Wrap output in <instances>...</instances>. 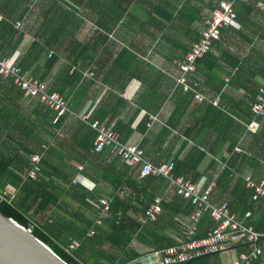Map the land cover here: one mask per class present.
Segmentation results:
<instances>
[{"label":"crops","instance_id":"obj_1","mask_svg":"<svg viewBox=\"0 0 264 264\" xmlns=\"http://www.w3.org/2000/svg\"><path fill=\"white\" fill-rule=\"evenodd\" d=\"M219 2L231 1L0 0V55L15 58L25 70L44 81L48 92L64 98L73 114L54 120L52 111L26 98L12 83L0 82V149L14 159L8 166L5 195L14 196L15 187L28 179L31 155L41 153L42 169L52 172L48 179L59 185L60 190L58 205L40 217H50L56 228L69 233V240H75L71 237L76 232L75 227L87 226V221L96 216L94 208L101 205L90 199L91 192L101 199H112L114 185L106 171L110 164L119 167L122 162L109 149L104 151L109 155L105 158L92 150L85 153L87 131L79 130L82 124L88 125L83 117L89 122L100 121L118 132L123 143L138 144L153 163L181 160L193 146L197 147L204 155L192 162L187 175L201 186L215 179L211 194L215 204L228 200L225 195L231 193L238 175L264 180V137L252 136L264 128V118H257V128L249 131L248 124L233 116V112L250 115L249 106L255 96L248 90L253 88L256 92L264 86V45L262 49L254 46L248 51L249 48L245 49L248 44L238 37H233V42L230 38L225 44L227 54L238 57L243 64L241 76H237L247 83V89L237 84L228 85L235 71L229 76L225 66L224 74L211 72L204 76L201 73L202 86L194 85L192 72L187 83L181 82L180 64L191 46L201 39ZM243 24L244 33L252 37L256 26L264 24V17L254 12ZM10 33L11 38H8ZM8 39H12L10 44H7ZM34 44L38 46L32 49ZM196 76L200 77L198 73ZM221 84L220 92L216 93ZM222 93L226 95L224 99H221ZM196 94L204 98L202 103L196 100ZM215 100L218 104L213 106L220 107L221 113L232 122L226 119L224 125L213 111L206 112ZM234 137L238 138L241 149L235 147L240 152H234L248 156L242 172L235 173L230 183L218 186L216 178L226 167L231 155L228 148ZM15 155H19L18 159ZM61 162L78 169L71 183H61L52 168ZM259 163L262 167L257 171ZM132 183L133 179L127 176L123 188L117 192L120 198L128 197ZM72 186L80 188L71 192ZM158 195L165 201H172L176 196L169 186ZM85 197L94 206L92 210L85 205ZM261 203L264 204L253 203V211L248 210L251 216L247 219L240 216L239 211L231 210L250 225L251 219L264 215L257 209ZM104 210L101 216L106 217L107 210ZM135 214L133 210L127 213L134 217ZM179 215V222L170 219L172 221L165 226L168 229L165 231L179 233L175 236L177 240L191 226V213L180 212ZM101 216L98 218L104 223L101 228L110 231ZM98 219L89 232L92 229L97 232ZM213 225L209 218L202 219L197 232L205 235ZM128 248L142 257L150 254L151 238L135 234ZM104 249L122 254L108 245ZM244 250L236 247L212 255L209 264H233Z\"/></svg>","mask_w":264,"mask_h":264},{"label":"trees","instance_id":"obj_2","mask_svg":"<svg viewBox=\"0 0 264 264\" xmlns=\"http://www.w3.org/2000/svg\"><path fill=\"white\" fill-rule=\"evenodd\" d=\"M233 7L237 13L236 24L238 29L222 28L220 30L222 40L220 42L213 41L211 50L206 54V57L198 60L196 70L191 73L193 74L192 79L194 81V85L202 86V76H206L208 73L220 72L224 74L225 66L229 69L227 75L231 76L233 70L235 71L233 77H230L228 83L229 86L237 84L240 87L242 86L246 89L248 88L247 83L240 81L237 76V74L241 76V71L243 70L241 60L238 57H231L228 55L225 44L230 38L233 42V37H238L248 45L255 42V39L261 41L264 45V24L256 26L258 31L256 30V34L252 37L247 36L243 31L245 28L243 22H246L249 16L253 15L254 12L256 13V16L264 17V0H248L246 3L235 2ZM8 38H11V33ZM11 40L8 39L7 44H10ZM199 41L200 38L196 42ZM36 46L38 45L34 44L32 49H35ZM217 53L218 55H216ZM52 61L49 60V63H52ZM197 73L200 77L196 76ZM0 82H10V80L5 79ZM222 85L223 84L216 89V93L220 92ZM252 86L254 85L252 84ZM248 92L251 93V96H255L257 90L255 92V89L252 88L249 89ZM225 97L226 95L222 93L221 99H224ZM230 99L231 98H229V100ZM212 111L217 117H220L224 125L226 119L230 120L229 117L221 113L222 109L220 107H214L210 104L208 105V110L206 112L212 113ZM233 116L240 118L245 125L252 120L251 114L249 115L248 113L241 116L238 113L233 112ZM104 118L105 117L101 120L103 121ZM230 121L232 122V119ZM55 124L58 125L59 123ZM84 128L87 131L88 141L85 144V153L89 154L93 148L96 132L86 124H82L79 130L81 131ZM221 129L222 127L219 131H222ZM252 136L253 138L259 136L264 137V128L258 129ZM237 142L238 138L234 137L230 147L228 148V153H231V155L226 161V167L221 169L216 178L218 186L222 183H230L235 173L239 174L242 172L243 165L248 155L243 152H234L235 147L240 149V143L238 145ZM33 152H30L29 154ZM211 152L214 156L217 155L215 150H211ZM7 155L8 153H4L0 149V214L4 217L7 216L12 218L22 226L31 229L35 237L45 243L55 254L69 264H128L142 257L141 254L128 248L130 241L134 235L138 233L141 236H150L152 248L151 252L164 250L168 247L177 245L178 240L175 236L178 237L179 233H177V231L169 233L165 231L168 230L165 226L169 225V221H172L170 219H176L179 222L180 212L189 215L193 211V206L189 202L184 204V199L176 195L174 192L176 196L172 198V201L166 199V201L163 200V202H161V207H163L164 212L158 217V220L146 225H141L140 222H138L139 217L137 216L139 214L141 215L143 211L154 201L156 196H159L158 194H160L164 188L169 186V182L164 178H158L152 175L140 176L138 166H130L121 160L122 162L119 167H117L115 163L112 165L110 164L109 169L106 171V176L110 179V182L113 183L114 190L116 192H113L112 199H109V206L106 212L107 216H101L105 206L101 205V208H94L96 216L87 221V226L85 224L82 227H75L76 232L71 234L73 239L76 238L78 240H82V246L78 250L68 251L66 248L71 242V239L69 240V238H64V236H62L66 230H59L56 228L55 225L51 223L50 217H40L41 214H45L50 211L52 207L58 205L59 197L57 193L60 190V186L48 179L51 177L52 172L42 169L40 176L36 180L31 178L22 180L21 184L15 187L14 196H7L5 195V178L9 173L8 166L12 164L14 160L13 158H9V155ZM199 155H204V152L193 146L189 154H186L183 159L175 161V172L177 174H185L188 177L189 175H187V169L188 167L192 168V162H195ZM99 156L105 158L109 155L105 152H101V155ZM18 157L19 155H15V159H18ZM61 160L64 161V159ZM261 167L262 164L259 163L257 171L261 169ZM52 168L57 174L59 181L65 184L71 183L73 178L78 174V169L66 162H61L58 166ZM127 176L133 179V183L130 187V192L127 193L128 197L120 198L117 192L121 187L123 188V181ZM40 177H42V179H39ZM253 179L256 181L258 180L256 178ZM79 188L72 186L71 192L78 191ZM252 194V188L246 187L245 180L243 177L238 175L234 180L231 193H226L225 196L228 198L226 201L231 209L236 212L239 211L241 213L240 216H242L248 210L253 211V203L264 202L262 199L255 202L252 201ZM90 199L98 202L101 198L100 195L91 192ZM88 200L89 199L85 197L84 203L92 210L94 206L92 207ZM258 208L264 212V204L261 203V207L257 206V209ZM131 210L135 211V217L127 215V213ZM100 216L103 218L110 231L96 226V234L93 237H88L87 234L90 228L95 225L96 219ZM205 218L207 219V217ZM250 225L253 230L264 233V215L256 217L254 220L251 219ZM214 226L215 225L212 227ZM202 236L204 235L197 232L196 237L199 238ZM105 245H108L109 248L114 250H120L122 254L116 255L109 250H105ZM236 247L244 249L245 245H237ZM211 256L212 255L197 258L185 264H209ZM253 264H264L263 258Z\"/></svg>","mask_w":264,"mask_h":264},{"label":"built area","instance_id":"obj_3","mask_svg":"<svg viewBox=\"0 0 264 264\" xmlns=\"http://www.w3.org/2000/svg\"><path fill=\"white\" fill-rule=\"evenodd\" d=\"M247 1L221 2L213 10L211 20L208 21L207 27L202 32L200 41L192 45L190 52L180 64L183 74L182 83H187L189 73L196 70L198 60L206 57L212 48L213 41L220 39L219 30L227 26H236L237 13L233 7L234 3H246ZM16 28H19V23H16ZM89 75L93 74L89 73ZM5 79L10 80L26 98L36 100L46 109L52 111L54 120L73 115L67 101L58 94L49 93L44 81L25 70L15 58L0 55V81ZM186 88L189 89L188 86ZM195 98L201 103L204 101V98L199 94H196ZM211 103L214 106L218 104L216 100ZM250 114L252 120L248 123L247 130L253 131L258 125L256 119L264 118V86L258 88L250 106ZM83 120L96 132L92 148L94 153H101L109 149L113 155L130 166H138L140 176L152 175L166 179L169 182V188L193 206L190 215L191 226L183 233V237L178 240L177 245L153 252L159 264H185L204 256L229 252L237 245H245V250L238 254L233 264H253L264 257V233L253 230L244 220L237 218L228 202L215 204L211 201L215 179L207 185L201 186L185 174H177L174 159L153 163L145 157L144 150L138 144L123 143L118 132L107 128L100 121L89 122L87 117H83ZM235 150L238 151V148ZM42 159V154L31 155L32 165L27 173L28 178H38L42 171L40 165ZM243 178L245 186L253 190L251 200L254 202L264 200V180L255 181L248 175ZM99 202L105 206L104 211L108 210L109 201L107 199H100ZM161 202H163V196H156L139 216L138 222L141 225H146L157 221L160 214L163 213ZM101 205L97 207L101 208ZM250 216L251 212L246 211L243 217L247 219ZM203 217L209 218L215 226L204 236L198 238L196 237L198 224ZM97 225L102 227L104 223L98 219ZM95 234L96 230L92 229L87 235L93 237ZM82 243V240H72L66 249L68 251L78 250Z\"/></svg>","mask_w":264,"mask_h":264},{"label":"water","instance_id":"obj_4","mask_svg":"<svg viewBox=\"0 0 264 264\" xmlns=\"http://www.w3.org/2000/svg\"><path fill=\"white\" fill-rule=\"evenodd\" d=\"M1 201V198H0ZM0 264H69L16 220L0 214ZM128 264H159L153 253Z\"/></svg>","mask_w":264,"mask_h":264},{"label":"rangeland","instance_id":"obj_5","mask_svg":"<svg viewBox=\"0 0 264 264\" xmlns=\"http://www.w3.org/2000/svg\"><path fill=\"white\" fill-rule=\"evenodd\" d=\"M254 19H258V18H254ZM262 45H263V43H262L261 41H258V40L255 39V42H253V45H252V46H250V45H246V46H245V49L248 50V48H249L248 51H250L251 48H254V46L258 47L257 49H262V48H263ZM257 49H256V50H257ZM248 53H249V52H248ZM249 60L252 61L251 58H250ZM253 60H254V59H253ZM217 133H219V132H217ZM68 234H69L68 232L66 233V232L64 231V235H62V236H64V238H68V237H69ZM214 257H215V256H214ZM214 257H213V258H214Z\"/></svg>","mask_w":264,"mask_h":264},{"label":"clouds","instance_id":"obj_6","mask_svg":"<svg viewBox=\"0 0 264 264\" xmlns=\"http://www.w3.org/2000/svg\"><path fill=\"white\" fill-rule=\"evenodd\" d=\"M232 2V1H231ZM221 3V2H220ZM236 23H237V20H236ZM223 28H236V29H238V26H237V24H236V26H227V27H223ZM222 29V28H221ZM220 29V30H221ZM220 30H219V33H220ZM222 40V36H221V33H220V39L219 40H217L218 42H220ZM252 104V103H251ZM251 106V105H250ZM249 109H250V107H249ZM251 121V120H250ZM236 149V148H235ZM234 149V150H235ZM236 151V150H235ZM237 152H239V149H238V151ZM243 177V176H242ZM251 177V176H250ZM252 178V177H251ZM244 179V178H243ZM253 179V178H252ZM254 180V179H253ZM258 180H261V179H258ZM257 180V181H258ZM263 180V179H262ZM256 181V180H255ZM151 253H153V252H151Z\"/></svg>","mask_w":264,"mask_h":264}]
</instances>
